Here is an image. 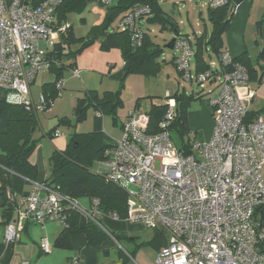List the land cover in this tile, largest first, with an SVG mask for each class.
Returning a JSON list of instances; mask_svg holds the SVG:
<instances>
[{"label": "built area", "instance_id": "2783aa9c", "mask_svg": "<svg viewBox=\"0 0 264 264\" xmlns=\"http://www.w3.org/2000/svg\"><path fill=\"white\" fill-rule=\"evenodd\" d=\"M63 1L0 0V90L16 93L19 104L28 111H45L53 104L44 94L34 103L30 86L37 74L59 65L51 51L58 36L69 28L56 22ZM97 1L104 5L112 2ZM229 3L207 0L206 5L219 9ZM151 16L147 5L136 6L122 16L120 28L130 34L133 46L143 44L142 25ZM174 50V65L185 82L202 89L207 84L220 88L211 100V139L191 141L189 155L178 149L170 134L178 104L169 97L154 129L149 114L130 113L122 138L110 139L103 162L106 170L100 173L108 183L125 190L123 220L168 235L170 242L161 249L155 264H264V219L257 213L264 208V111L251 116L255 91L249 86V72L228 51L220 52L208 70H193L196 51L188 38L177 37ZM64 89L65 80L59 79L56 95ZM123 181L128 187H123ZM72 211L99 227L98 219L106 215L98 199L84 209L78 199L43 183L35 184L19 211L17 224L7 226L5 243L13 244L28 221L40 225L52 221L66 227ZM109 216L122 220L118 214ZM41 248L49 252L46 238ZM70 264L82 263L73 257Z\"/></svg>", "mask_w": 264, "mask_h": 264}, {"label": "crops", "instance_id": "0c3cea01", "mask_svg": "<svg viewBox=\"0 0 264 264\" xmlns=\"http://www.w3.org/2000/svg\"><path fill=\"white\" fill-rule=\"evenodd\" d=\"M91 1L95 0H65V4L57 12L56 22L61 25L68 24L71 27L72 34L75 36V24L72 16L74 14L82 15L85 13ZM119 1L112 0L111 5L107 6L117 5ZM126 13H123V15ZM75 37L87 39L85 36ZM62 39H64L63 34H60L58 39H56L55 47ZM101 43L102 39L100 43H95L86 48L72 60L73 66L64 71L62 79L65 80V89H67L65 98L70 99L76 90L79 89L80 86L74 84L78 78L82 80L87 93L94 92L98 95L100 93L95 88V82L99 76H102L101 87L104 86L107 74H110L109 76L113 82L125 78L128 64L125 60L123 64L121 62L123 58L121 49L112 47L109 50H105L102 48ZM43 46H45V43H43ZM54 50L55 48L51 52L53 53ZM220 51H228L236 61L243 62L242 65L250 73L249 86L255 91V98L251 103L250 110L254 114H259L264 111V0H246L238 6L228 30L223 34L222 48ZM206 53L211 54L209 48L205 50ZM207 63L209 64L210 62ZM194 70H196V65ZM67 71L69 74L66 76ZM74 71L79 72V77H75ZM35 78L30 86L32 101L37 103L39 97L44 94L53 100V104L47 110L38 111L36 114L38 120L36 131L38 129L43 131V136L40 138H36L37 134L35 131L33 138L36 140L40 139L39 142L41 145L35 149L30 157V162L38 168L37 181L34 182L13 175L6 178V182L4 183L0 178V264H70L73 257L80 258L82 264H155L161 249L170 242L168 235L160 229H150L153 231L151 237L147 241L137 242V237L132 233L128 235L126 231H129L128 226H143L142 224L128 223L123 219L116 221L109 215L101 216L98 221L104 231L112 232L116 238L109 234L110 238L98 246H90L84 235L75 234L71 237L70 248L58 247L56 241L63 227L58 222L52 221L45 225L28 221L24 223L22 231L19 232V238L13 244L5 243L7 226L17 224L19 211L23 209L28 194L34 190L35 184H45L49 176L48 171L51 167L50 158L54 152L65 151L69 141L59 128V123L54 124V127L49 132H45L46 123L52 117V114L56 112V100L63 95L62 92L60 96L56 95L54 98L50 96L52 85H47L54 83L56 80L55 74L53 73V79L51 81L42 83L39 94H36L37 92L34 93ZM106 92L114 93L113 90H106ZM219 92L220 89L218 94ZM9 93L14 92L0 90V101L16 104L18 101H10L8 99ZM72 99L75 101L76 98L73 96ZM137 110V104H135L134 108L130 109L126 107L124 109L123 112L125 114L127 113L125 118L121 123L116 121L122 131L130 113L137 112ZM119 113L117 112L118 115ZM211 115H213V112ZM9 118V110L0 108V133L6 131ZM103 126L106 128L105 124ZM57 131L61 135L55 137L54 133ZM89 132H101L105 136L107 134L101 128L97 127L94 131ZM42 145L48 148L45 149V155L44 147H41ZM41 158L43 161H41ZM89 202L91 206L92 200L89 199ZM84 204L83 202L82 205L85 206ZM90 206L85 207L89 208ZM87 221L81 218L80 225H85ZM44 238L48 240L49 252H45L41 248V243ZM124 238L128 241L125 245L121 242V239Z\"/></svg>", "mask_w": 264, "mask_h": 264}, {"label": "trees", "instance_id": "16d2710c", "mask_svg": "<svg viewBox=\"0 0 264 264\" xmlns=\"http://www.w3.org/2000/svg\"><path fill=\"white\" fill-rule=\"evenodd\" d=\"M246 0H230V3L219 9H210L209 19L212 23V32L208 40L203 34L197 37L196 44V71L204 72L209 69V64L205 59V50L207 48L218 56L222 48V37L228 30L236 9ZM65 4L60 6L58 11ZM139 5H147L152 9V16L147 19L148 24L157 22L168 23L178 35L177 25L162 13L159 0H120L117 5L108 7V21H113L115 17ZM52 58L59 62L51 71L55 74L56 80L52 85L51 95L55 94V83L62 79L64 71L72 67V60L83 52L86 48L92 46L95 40L101 38V46L105 50L112 47L121 49L124 60L128 64L126 75L130 73H146L157 70L158 56L162 53V48L156 45L151 36L145 32L143 44L140 47L133 46L130 34L120 30L109 32L108 24L101 30H96L88 39L76 38L68 28L63 34ZM206 40V41H205ZM72 43L79 44L77 50L72 49ZM264 53V51H263ZM243 63L242 61H238ZM250 74V73H249ZM47 92V90H45ZM184 91H179L174 95L178 104V116L171 129H176L182 138V151L189 155L192 153L190 148L191 140L187 137V106L191 97ZM123 99L120 93L107 92L105 98H101L94 92H89L87 98H82L76 107L79 120L86 117L87 109L93 105L102 115L106 113L116 115ZM139 103H137L138 108ZM0 108L9 110L10 118L7 129L0 133V178L5 183L6 178L13 175L25 178L30 181H37L38 168L30 162V157L37 147L39 140L33 138L38 127L37 112L28 111L24 106L17 102L9 104L0 101ZM165 111V105L153 106L149 112L151 128L154 129L161 121ZM256 114L251 112V116ZM61 122H67L65 119ZM72 125L71 120L68 121ZM110 139L101 132L71 134L67 148L63 152H54L50 158V174L45 181V185L58 190L62 195L71 199L88 198L90 200L98 199L100 201V210L106 214H118L121 219L126 217L127 196L125 190L117 185L108 183L104 175L94 172L91 167L94 162H104L107 160V151ZM8 180V179H7ZM8 182V181H7ZM264 219V208L257 210ZM82 216L78 212H71L68 219V225L62 228L57 238L56 245L61 248L71 247V237L75 234H82L90 246H98L110 238L114 237L112 232L104 231L93 221H87L83 226L80 225ZM116 238V236L114 237Z\"/></svg>", "mask_w": 264, "mask_h": 264}, {"label": "rangeland", "instance_id": "374dc122", "mask_svg": "<svg viewBox=\"0 0 264 264\" xmlns=\"http://www.w3.org/2000/svg\"><path fill=\"white\" fill-rule=\"evenodd\" d=\"M159 4L162 13L177 25L179 33L177 35L168 23L157 22L148 24L146 21L142 25L144 32L148 33L153 42L162 48V53L156 60L159 68L146 73H130L124 79L115 82L111 80L110 74H107L103 87L100 85L102 76L96 79L95 88L100 93L99 96L101 98H105L106 90H113L116 94L120 93L123 104L120 105L117 111L118 113L120 112L119 115L106 113L102 116L99 110L91 105L86 111V117L83 120H79L76 107L82 98H87L88 93L85 86H83L82 80L78 78L74 84L80 86L78 89L80 92L76 90L72 95V97L76 98L75 101H73L72 97L70 99L64 97L67 93V89H65L63 95L56 100V112L52 114V117L46 123V133L54 127V124L59 123V128L68 139L74 132L85 133L94 131L97 127L101 128L105 134H108H106L107 138L115 141L120 140L123 136V131L116 121L121 123L125 118L127 113L125 114L123 111L126 107L131 109L135 107V104L139 103L138 114L147 115L153 106L165 105L169 97H174L177 92L184 91L187 96L192 95L186 110L188 128L186 138L188 137L194 142H207L211 139L214 128V120L211 115L213 112L211 100L218 95L220 88L217 85L207 84L206 88L202 89L196 83L185 82L174 65L176 51L166 47L175 37L190 39L195 48L198 41L197 37H201V35L206 33L204 37H206L205 39L208 38L212 32V23L209 19L210 8L206 5L207 0H159ZM108 7L110 6L95 0L91 1L90 6L86 8L85 13L82 15L74 14L72 17L75 24V36H85L88 39L96 30H101L107 24L109 32L111 30L120 31V20L123 14L118 15L109 23L107 18ZM100 41L101 38L95 40V43L98 44ZM79 46L77 43H72L71 47L73 50H77ZM205 59L207 62H211L217 61L218 57L216 53L211 51L210 55L208 53L205 54ZM123 61L124 59L122 58V64ZM195 65L196 61L193 59V70L195 69ZM51 72L39 73L35 76L34 93L37 92L36 94H39L42 83L53 79V73ZM68 74L69 72L67 71L65 75L67 76ZM75 77H79V72L78 76ZM8 99L10 101H18V95L9 93ZM64 119L67 122H61ZM69 120H72V125L68 124ZM103 124H105L106 128H104ZM36 134V138H40L43 136V131L38 129ZM170 134L175 146L178 149H182L183 143L180 133L174 128L170 130ZM39 145L41 143L38 141L37 147ZM41 147H44L45 155V149L48 148L43 145ZM41 161H43L42 158ZM91 169L96 173L105 171L102 162H94ZM48 173L50 174V169ZM122 185L123 187H128L126 181H123ZM78 200L81 205L84 202L85 206H90L89 199L80 198ZM85 206L83 208L88 209ZM82 218L87 220L84 216ZM128 230L126 231L127 234H134L137 237V242L147 241L153 233L152 230L146 228L144 225L128 226ZM121 242L125 245L128 241L124 238L121 239Z\"/></svg>", "mask_w": 264, "mask_h": 264}, {"label": "water", "instance_id": "95a60500", "mask_svg": "<svg viewBox=\"0 0 264 264\" xmlns=\"http://www.w3.org/2000/svg\"><path fill=\"white\" fill-rule=\"evenodd\" d=\"M176 38L177 37H175L174 39H172V41L170 42V44H168L166 47L169 48V49H173L174 48V43L176 41Z\"/></svg>", "mask_w": 264, "mask_h": 264}]
</instances>
